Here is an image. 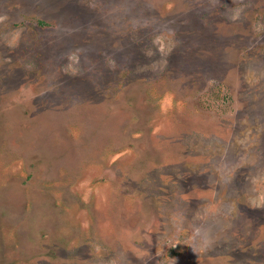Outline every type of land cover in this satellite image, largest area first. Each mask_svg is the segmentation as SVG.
I'll list each match as a JSON object with an SVG mask.
<instances>
[{
  "label": "rangeland",
  "instance_id": "rangeland-1",
  "mask_svg": "<svg viewBox=\"0 0 264 264\" xmlns=\"http://www.w3.org/2000/svg\"><path fill=\"white\" fill-rule=\"evenodd\" d=\"M0 264H264V0H0Z\"/></svg>",
  "mask_w": 264,
  "mask_h": 264
}]
</instances>
